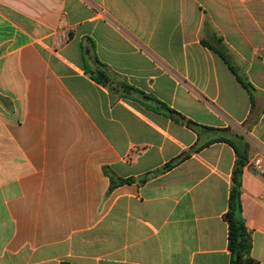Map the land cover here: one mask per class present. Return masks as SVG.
I'll use <instances>...</instances> for the list:
<instances>
[{"label":"crops","instance_id":"0c3cea01","mask_svg":"<svg viewBox=\"0 0 264 264\" xmlns=\"http://www.w3.org/2000/svg\"><path fill=\"white\" fill-rule=\"evenodd\" d=\"M246 144L264 155V0H0V264H230Z\"/></svg>","mask_w":264,"mask_h":264},{"label":"trees","instance_id":"16d2710c","mask_svg":"<svg viewBox=\"0 0 264 264\" xmlns=\"http://www.w3.org/2000/svg\"><path fill=\"white\" fill-rule=\"evenodd\" d=\"M244 85L250 89V85L244 82ZM191 125V122H187ZM246 144L243 152L236 148L237 160L232 174V185L229 195L228 210L225 214V220L228 223V249L231 254L230 264H258L251 255V232L246 227L241 218V176L243 167L247 163ZM172 162L166 164L162 170H168L172 167ZM111 185L110 189L130 180H114L110 175Z\"/></svg>","mask_w":264,"mask_h":264},{"label":"built area","instance_id":"2783aa9c","mask_svg":"<svg viewBox=\"0 0 264 264\" xmlns=\"http://www.w3.org/2000/svg\"><path fill=\"white\" fill-rule=\"evenodd\" d=\"M247 166L264 177V155L255 156L247 163Z\"/></svg>","mask_w":264,"mask_h":264}]
</instances>
